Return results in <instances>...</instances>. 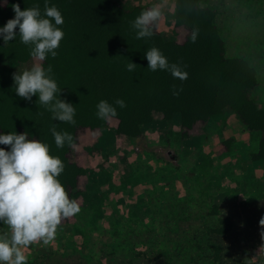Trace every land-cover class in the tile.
Listing matches in <instances>:
<instances>
[{
	"label": "rangeland",
	"instance_id": "rangeland-1",
	"mask_svg": "<svg viewBox=\"0 0 264 264\" xmlns=\"http://www.w3.org/2000/svg\"><path fill=\"white\" fill-rule=\"evenodd\" d=\"M109 2L125 10L161 5L155 30L180 45L187 39L189 29L175 24L177 0ZM6 3L0 0V7ZM199 5L215 12L222 57L255 68L249 97L264 109V0ZM227 115L190 129L155 116L137 136L118 131L117 115L104 128H80L69 157L86 173L71 182L58 179L65 188L75 182L81 192L92 184L102 199L90 204L80 195V212L62 221L50 245L25 249L27 264H264V159L257 160L264 130L249 129L237 113ZM95 207L103 216L93 222ZM226 219L233 225L220 235L216 229ZM9 232L0 222V237Z\"/></svg>",
	"mask_w": 264,
	"mask_h": 264
},
{
	"label": "trees",
	"instance_id": "trees-1",
	"mask_svg": "<svg viewBox=\"0 0 264 264\" xmlns=\"http://www.w3.org/2000/svg\"><path fill=\"white\" fill-rule=\"evenodd\" d=\"M16 3L21 10L39 7L42 15L46 3L61 11L64 23L58 27L64 37L56 50L57 56L53 58L49 53L42 66L47 69L51 65L50 75L62 90L57 99L73 104L76 123L54 120L47 107L38 105V95L28 101L16 93L13 74L22 73L34 59L31 56L34 46L23 44L17 35L7 44L0 38V134L26 132L29 138L48 144L51 154L65 164L59 177L71 182L86 170L70 159L71 147L67 143L63 148L56 146L51 130L70 133L75 143L80 128H104L107 121L97 116L101 100L116 107L118 131L128 136L139 135L155 116L165 124L178 123L190 129L199 121L237 113L249 129L264 130V109L249 97L256 84V70L242 58L222 57L221 42L215 37V12L201 7L199 0L176 2L175 24L189 29L181 45L155 28L153 36L137 39L132 22L145 8L134 6L125 10L111 5L109 0H7L0 7V27L15 17L12 6ZM153 47L162 52L170 65L176 64L187 72L188 78H174L168 70H150L146 52ZM131 62L136 67L130 72L127 65ZM177 92L178 95L174 94ZM118 99H123L126 107L117 105ZM0 148L10 150V146L3 144ZM259 159H264V140ZM75 187L73 182L65 188L70 199L83 195L90 204H99L102 199L101 194L92 192V184L83 192ZM102 216L101 208H93V222ZM232 225L226 219L216 232L224 235ZM213 248L214 258L220 261V246L214 243Z\"/></svg>",
	"mask_w": 264,
	"mask_h": 264
},
{
	"label": "clouds",
	"instance_id": "clouds-1",
	"mask_svg": "<svg viewBox=\"0 0 264 264\" xmlns=\"http://www.w3.org/2000/svg\"><path fill=\"white\" fill-rule=\"evenodd\" d=\"M12 7L15 17L0 27V38L7 44L19 35L23 44L34 46L31 56L38 61L30 69L13 74L16 93L28 101L38 95V105L47 107L54 120L75 125L73 104L57 99L62 90L50 75L51 65L45 69L40 63L49 53L53 58L58 54L56 50L64 37L63 30L58 27L64 23L61 11L55 6L49 7L47 3L43 15L39 7L21 10L19 3ZM162 16L161 5L142 11L132 22V27L137 30V39L153 36V29ZM196 39L194 31L192 42L195 43ZM146 59L152 71L168 70L174 78H188V73L176 64L170 65L158 48L148 50ZM135 67L133 62L127 65L130 72ZM174 94L178 95V92ZM116 104L126 107L123 99H118ZM97 109V116L106 121L117 115L116 107L105 100L98 103ZM51 131L58 148H63L65 143L74 147L70 133H61L55 128ZM0 144L10 146V150L0 148V222L10 230L0 237V264H27L25 249L33 244L50 245L62 221L78 214L81 208L76 200L69 198L58 179L65 164L51 154L48 144L29 139L26 132L0 134ZM259 223L264 237V217Z\"/></svg>",
	"mask_w": 264,
	"mask_h": 264
}]
</instances>
